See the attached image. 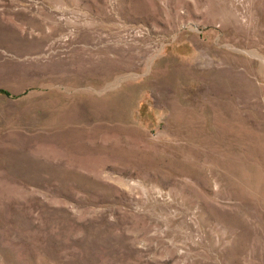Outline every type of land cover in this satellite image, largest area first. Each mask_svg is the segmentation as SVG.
<instances>
[{"label":"rangeland","instance_id":"1","mask_svg":"<svg viewBox=\"0 0 264 264\" xmlns=\"http://www.w3.org/2000/svg\"><path fill=\"white\" fill-rule=\"evenodd\" d=\"M0 264H264V0H0Z\"/></svg>","mask_w":264,"mask_h":264},{"label":"trees","instance_id":"2","mask_svg":"<svg viewBox=\"0 0 264 264\" xmlns=\"http://www.w3.org/2000/svg\"><path fill=\"white\" fill-rule=\"evenodd\" d=\"M0 92H5V91H3V90H0Z\"/></svg>","mask_w":264,"mask_h":264}]
</instances>
